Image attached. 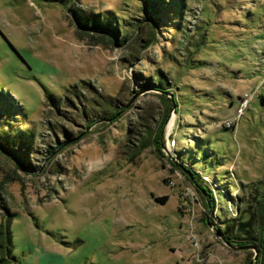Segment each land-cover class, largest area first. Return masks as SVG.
<instances>
[{
	"label": "rangeland",
	"instance_id": "1",
	"mask_svg": "<svg viewBox=\"0 0 264 264\" xmlns=\"http://www.w3.org/2000/svg\"><path fill=\"white\" fill-rule=\"evenodd\" d=\"M70 8L115 18L131 40L80 28ZM147 15L160 19L149 44ZM153 76L178 106L146 89ZM90 98L121 109L87 127ZM0 101V139L37 166L0 150L9 264H264L218 232L264 192V0H0Z\"/></svg>",
	"mask_w": 264,
	"mask_h": 264
},
{
	"label": "trees",
	"instance_id": "2",
	"mask_svg": "<svg viewBox=\"0 0 264 264\" xmlns=\"http://www.w3.org/2000/svg\"><path fill=\"white\" fill-rule=\"evenodd\" d=\"M154 1L155 4L159 2V0H151ZM70 11L73 14V19L76 24L83 29H94L98 31H102L103 35L108 38L110 42H113L114 39L117 40L119 34L121 35L120 39L117 41L118 45L121 46L126 42L131 40V32L122 26L117 25L115 18L108 17L107 19H102V17L97 14H89L81 11L79 8H70ZM158 17L154 15L148 16L143 18V22L146 26H149L150 31L147 32L149 35L145 41L146 44H149L152 39L154 38V26L153 23H158ZM148 21V23H147ZM150 21V22H149ZM152 23V24H151ZM141 29V28H140ZM135 27V32L139 31ZM145 44V45H146ZM144 46V45H143ZM163 76V74L161 73ZM166 78V76H164ZM167 80V79H166ZM166 80L161 79L158 76H153L146 79L145 87L146 89L155 90L157 91L161 97V102H165V107L168 108L167 112L171 109L172 105L178 106L175 104L174 101L170 97L163 96L162 92H165L163 89L166 88ZM77 99L78 96L73 92ZM48 98L53 105V107H57L56 102L58 99L53 97L52 95H48ZM89 104H85L82 107V118L87 121V127L91 124L103 123V120H108L112 118L120 109L121 105L115 104L111 101H106L105 104L109 109L104 108L103 104H97L95 100L91 99L88 102ZM169 106V107H167ZM6 104L0 101V119L4 117L3 109L6 110ZM97 107V108H96ZM102 108L101 112L98 114L96 113L95 109ZM9 108V107H8ZM227 127V126H226ZM231 127V126H230ZM63 132V140H54V145L50 146L47 149L48 155L55 150L56 148L62 146L68 139L71 138L70 133L66 131ZM160 131L155 130L154 139H158ZM24 146H15L10 143L4 142L0 139V150L3 149L6 156L13 157L15 160V166L18 169H30L34 170L37 166L32 165L26 162V154L27 151L24 150ZM183 165H185L183 163ZM186 166V165H185ZM191 173V180L200 185L199 182L202 181L200 175L193 171L191 168L188 170ZM210 185L203 186L202 188L206 191V201H205V208L214 209V202L215 198L213 197L212 191L209 189ZM212 187V185H211ZM216 187V186H215ZM223 194H226L223 190H221ZM217 194V192H216ZM256 199V203L254 206L248 204L247 201L242 206L240 211L238 212V217H225L223 218L222 224L218 228V232L222 236V238L238 247H246L249 245H255L259 248L261 252V259H264V192L259 193V196ZM157 201L163 202L164 197L156 198ZM4 210V219L0 223V264H9L18 262L16 256L13 254V243H12V231H11V221L14 216V213L10 212L6 208H2Z\"/></svg>",
	"mask_w": 264,
	"mask_h": 264
},
{
	"label": "built area",
	"instance_id": "3",
	"mask_svg": "<svg viewBox=\"0 0 264 264\" xmlns=\"http://www.w3.org/2000/svg\"><path fill=\"white\" fill-rule=\"evenodd\" d=\"M247 102H248V98L245 96V98L241 102L240 108L238 109V114H240L242 112L243 107L246 105ZM230 123H232V122H227L226 125H228V126L232 125Z\"/></svg>",
	"mask_w": 264,
	"mask_h": 264
},
{
	"label": "water",
	"instance_id": "4",
	"mask_svg": "<svg viewBox=\"0 0 264 264\" xmlns=\"http://www.w3.org/2000/svg\"><path fill=\"white\" fill-rule=\"evenodd\" d=\"M188 173H189V176L191 177V173H190L189 171H188ZM227 244L230 245L231 247H235V246L231 245V244L228 243V242H227Z\"/></svg>",
	"mask_w": 264,
	"mask_h": 264
},
{
	"label": "bare ground",
	"instance_id": "5",
	"mask_svg": "<svg viewBox=\"0 0 264 264\" xmlns=\"http://www.w3.org/2000/svg\"><path fill=\"white\" fill-rule=\"evenodd\" d=\"M172 125V124H171ZM171 125H170V127H171Z\"/></svg>",
	"mask_w": 264,
	"mask_h": 264
}]
</instances>
